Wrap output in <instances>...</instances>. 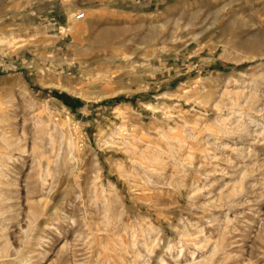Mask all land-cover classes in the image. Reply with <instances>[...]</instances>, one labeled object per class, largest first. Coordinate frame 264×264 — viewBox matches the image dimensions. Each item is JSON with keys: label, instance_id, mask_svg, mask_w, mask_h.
<instances>
[{"label": "rangeland", "instance_id": "obj_1", "mask_svg": "<svg viewBox=\"0 0 264 264\" xmlns=\"http://www.w3.org/2000/svg\"><path fill=\"white\" fill-rule=\"evenodd\" d=\"M250 1L0 0V264H264Z\"/></svg>", "mask_w": 264, "mask_h": 264}, {"label": "built area", "instance_id": "obj_2", "mask_svg": "<svg viewBox=\"0 0 264 264\" xmlns=\"http://www.w3.org/2000/svg\"><path fill=\"white\" fill-rule=\"evenodd\" d=\"M85 13L84 12H82V13H79V14H77L76 16H75V19H76V21H83V20H85Z\"/></svg>", "mask_w": 264, "mask_h": 264}, {"label": "bare ground", "instance_id": "obj_3", "mask_svg": "<svg viewBox=\"0 0 264 264\" xmlns=\"http://www.w3.org/2000/svg\"><path fill=\"white\" fill-rule=\"evenodd\" d=\"M258 1L259 0H257V2H255L254 3V1H250V5H251V8L253 9V10H255L256 9V5H259V3H258ZM35 217V216H34ZM218 247V246H217ZM211 260V259H210ZM205 261V260H204ZM210 262V261H209ZM211 262H212V260H211ZM193 263H194V261H193ZM196 264H199V263H196ZM201 264V263H200Z\"/></svg>", "mask_w": 264, "mask_h": 264}]
</instances>
